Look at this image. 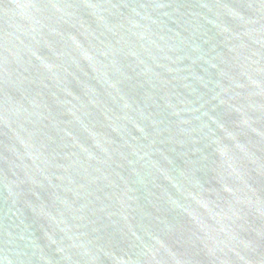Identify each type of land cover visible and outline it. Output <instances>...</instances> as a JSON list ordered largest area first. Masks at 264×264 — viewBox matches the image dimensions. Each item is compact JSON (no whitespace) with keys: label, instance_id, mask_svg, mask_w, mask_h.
Masks as SVG:
<instances>
[{"label":"water","instance_id":"water-1","mask_svg":"<svg viewBox=\"0 0 264 264\" xmlns=\"http://www.w3.org/2000/svg\"><path fill=\"white\" fill-rule=\"evenodd\" d=\"M0 264H264V0H0Z\"/></svg>","mask_w":264,"mask_h":264}]
</instances>
